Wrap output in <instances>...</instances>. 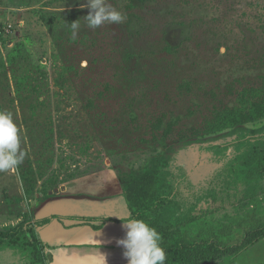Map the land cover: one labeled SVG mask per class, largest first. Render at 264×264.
<instances>
[{"label":"rangeland","instance_id":"rangeland-1","mask_svg":"<svg viewBox=\"0 0 264 264\" xmlns=\"http://www.w3.org/2000/svg\"><path fill=\"white\" fill-rule=\"evenodd\" d=\"M86 3L0 0V111L26 151L0 172V230L24 213L41 219L40 202L68 177L108 167L128 180L168 159L161 244H241L264 221V118L206 128L243 90L264 88V0H109L127 19L95 29ZM22 172L34 178L30 193ZM222 258L264 264V238ZM50 260L40 237L0 241V264Z\"/></svg>","mask_w":264,"mask_h":264},{"label":"crops","instance_id":"crops-1","mask_svg":"<svg viewBox=\"0 0 264 264\" xmlns=\"http://www.w3.org/2000/svg\"><path fill=\"white\" fill-rule=\"evenodd\" d=\"M59 185L37 211L38 218H51L37 230L52 256L49 264H96L99 251L107 264H127L116 241L125 237L123 219L132 212L119 171L107 167Z\"/></svg>","mask_w":264,"mask_h":264},{"label":"trees","instance_id":"trees-1","mask_svg":"<svg viewBox=\"0 0 264 264\" xmlns=\"http://www.w3.org/2000/svg\"><path fill=\"white\" fill-rule=\"evenodd\" d=\"M263 118L264 88L252 87L241 92L238 106L226 107L218 112L208 122L206 131L214 133ZM161 161L164 168L170 167V160L161 159ZM164 168L149 166L142 173L132 175L128 180L122 179L126 200L132 212L130 218L142 219L156 229L158 227L157 219L164 221L162 209L169 196L167 186L162 181L163 175L167 173ZM260 170L264 174L263 163L260 164ZM22 180L27 186L26 193H30L32 188L34 189V178L28 173L22 172ZM23 218L18 225L7 230H0V241L11 240L18 245L24 235L30 245L40 237L36 228L51 221V218L47 217L33 219L27 213L23 214ZM262 238H264V221L249 229L245 233L242 243L237 246H222L214 238L179 237L168 242L166 240L165 243H162L167 256L165 264H225L222 257L237 252L251 240ZM42 243L44 244L43 241Z\"/></svg>","mask_w":264,"mask_h":264},{"label":"clouds","instance_id":"clouds-1","mask_svg":"<svg viewBox=\"0 0 264 264\" xmlns=\"http://www.w3.org/2000/svg\"><path fill=\"white\" fill-rule=\"evenodd\" d=\"M81 7L89 9L84 20L93 29L105 24L121 25L127 19L126 13L114 7L109 0H87ZM70 27L72 37L75 38L81 27L79 18L71 22ZM21 143L20 129L12 114L0 111V172L16 169L23 163L26 151ZM123 221L126 235L116 242L123 246L127 264H165L167 256L161 244L162 236L156 228L142 219L127 218ZM96 264H107L105 254L100 251Z\"/></svg>","mask_w":264,"mask_h":264}]
</instances>
